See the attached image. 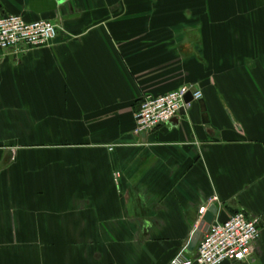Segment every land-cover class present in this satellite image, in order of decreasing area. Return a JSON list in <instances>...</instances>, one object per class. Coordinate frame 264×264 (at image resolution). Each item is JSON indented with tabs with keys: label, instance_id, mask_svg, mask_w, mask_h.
Listing matches in <instances>:
<instances>
[{
	"label": "crops",
	"instance_id": "1",
	"mask_svg": "<svg viewBox=\"0 0 264 264\" xmlns=\"http://www.w3.org/2000/svg\"><path fill=\"white\" fill-rule=\"evenodd\" d=\"M47 19L0 53V264H174L201 208L238 211L264 264V0H0ZM203 93L136 132L146 95ZM207 211V209H206Z\"/></svg>",
	"mask_w": 264,
	"mask_h": 264
},
{
	"label": "built area",
	"instance_id": "2",
	"mask_svg": "<svg viewBox=\"0 0 264 264\" xmlns=\"http://www.w3.org/2000/svg\"><path fill=\"white\" fill-rule=\"evenodd\" d=\"M56 23L39 19L27 21L20 14L0 16V53L11 48H42L56 38ZM193 91L195 100L203 93L194 86L170 91L166 94L142 98L136 113V132L145 133L168 124L184 107V97ZM201 208V215L206 212ZM258 223L244 211L230 215L226 220L213 222L200 242L196 257H178L174 264H221L225 261L243 262L249 259L252 248L260 237Z\"/></svg>",
	"mask_w": 264,
	"mask_h": 264
},
{
	"label": "water",
	"instance_id": "3",
	"mask_svg": "<svg viewBox=\"0 0 264 264\" xmlns=\"http://www.w3.org/2000/svg\"><path fill=\"white\" fill-rule=\"evenodd\" d=\"M194 101L193 91H188L184 97L185 105L181 108L179 112V116L184 115L187 108L190 107L191 103ZM173 120H177L176 118H173ZM207 211L202 216V219L197 226L194 234H192L191 241L189 243V250L194 251L195 248L198 246V244L203 240L205 233L209 230L210 226L213 224V222L216 220V216L219 213V206L217 204H211L209 207H207Z\"/></svg>",
	"mask_w": 264,
	"mask_h": 264
}]
</instances>
